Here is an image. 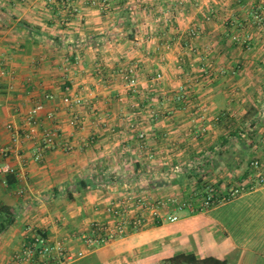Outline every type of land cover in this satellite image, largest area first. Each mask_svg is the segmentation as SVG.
I'll list each match as a JSON object with an SVG mask.
<instances>
[{
    "label": "crops",
    "instance_id": "obj_1",
    "mask_svg": "<svg viewBox=\"0 0 264 264\" xmlns=\"http://www.w3.org/2000/svg\"><path fill=\"white\" fill-rule=\"evenodd\" d=\"M258 12L264 0H0V148L11 143L7 125L22 127L44 103L33 139L2 163L0 204L14 220L0 233V264H12L37 230L77 251L80 232L108 220L105 207L127 191L186 196L190 174L224 183L264 162ZM180 86L186 99L175 102ZM73 93L86 103H71ZM45 131L72 149L57 145L35 160ZM147 216L142 230L67 264H159L180 253L264 264V185L174 222Z\"/></svg>",
    "mask_w": 264,
    "mask_h": 264
},
{
    "label": "built area",
    "instance_id": "obj_2",
    "mask_svg": "<svg viewBox=\"0 0 264 264\" xmlns=\"http://www.w3.org/2000/svg\"><path fill=\"white\" fill-rule=\"evenodd\" d=\"M63 3L72 4L75 0H62ZM104 1V0H102ZM261 19L262 16H258ZM191 33H194L192 30ZM127 85L136 90L138 73L136 66H130L126 71ZM163 77L161 72L153 76L154 81H160ZM66 91L71 88L66 86ZM46 99H53L54 95L47 93ZM175 102H184L186 90L180 86L172 96ZM71 103L83 105L86 99L79 94L73 93ZM44 109V103L38 102L32 106L24 117V125L16 127L13 123L7 125L11 133V143L0 148V175L3 171L2 163L11 153L20 155L19 146L24 140L33 139L34 133L29 128L39 125V113ZM54 112H48V118L54 117ZM145 132L141 131L139 137L144 139ZM60 145L65 150H71L73 145L69 142H58L51 131H45L44 135L37 140V146L32 155L35 160H41L48 148ZM10 173L15 174L12 166H7ZM264 185V162L255 158L250 162V169L246 176H242L228 182H203L200 186H192L188 195L179 196L170 194L157 198H151L127 191L111 201L105 211L111 217L108 220L94 221L89 228L80 232L78 238L83 247L77 251H71L63 241H52L43 231L37 230L24 243L19 253L12 258V264H67L68 261L81 257L91 249L109 244L118 239L124 238L131 233L142 230L148 222V214L158 217L167 222L179 220V213L205 212L210 208L232 201L242 194ZM24 190L21 189L19 193Z\"/></svg>",
    "mask_w": 264,
    "mask_h": 264
},
{
    "label": "trees",
    "instance_id": "obj_3",
    "mask_svg": "<svg viewBox=\"0 0 264 264\" xmlns=\"http://www.w3.org/2000/svg\"><path fill=\"white\" fill-rule=\"evenodd\" d=\"M249 137L254 138L255 137L254 133L250 132ZM227 162H229V158H227ZM187 177H191L190 178L191 182H189L191 187L195 185L200 186V184L204 182L203 178L198 177V175L195 173H193L192 175L190 174ZM6 179L10 183H12L15 181V176L13 173H10L8 178ZM192 180H195V183H193ZM12 214L13 213L9 206L0 204V233L5 231L13 223L14 219ZM159 264H229V263L226 260L217 258L215 256H207L204 258H199L194 253H180L162 260Z\"/></svg>",
    "mask_w": 264,
    "mask_h": 264
},
{
    "label": "rangeland",
    "instance_id": "obj_4",
    "mask_svg": "<svg viewBox=\"0 0 264 264\" xmlns=\"http://www.w3.org/2000/svg\"><path fill=\"white\" fill-rule=\"evenodd\" d=\"M257 15H258V16H259V15L262 16L261 19H258V17H257V19L260 21V23H264V18H263L264 14H263V13L261 14L260 12H258Z\"/></svg>",
    "mask_w": 264,
    "mask_h": 264
}]
</instances>
